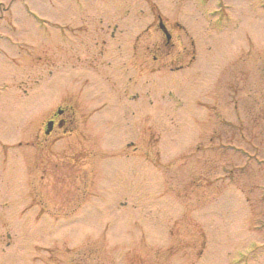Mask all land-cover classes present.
<instances>
[{
	"label": "rangeland",
	"instance_id": "1",
	"mask_svg": "<svg viewBox=\"0 0 264 264\" xmlns=\"http://www.w3.org/2000/svg\"><path fill=\"white\" fill-rule=\"evenodd\" d=\"M1 12L0 264H264V0Z\"/></svg>",
	"mask_w": 264,
	"mask_h": 264
},
{
	"label": "flooded vegetation",
	"instance_id": "2",
	"mask_svg": "<svg viewBox=\"0 0 264 264\" xmlns=\"http://www.w3.org/2000/svg\"><path fill=\"white\" fill-rule=\"evenodd\" d=\"M171 46L170 39L165 41L159 48V50H162L163 47ZM142 56L140 55V64L143 66L145 65V59L147 56V46L141 50ZM153 59H156V56H153ZM26 89H23L25 91ZM62 109V108H61ZM64 110L62 109L61 113H58L56 111H52L51 109L42 116L41 119H39V128L40 132L35 131L34 135L32 136V139L28 141V145L32 148V155L33 159L35 157V151H37V148H43L46 147V145L49 143L48 140H46L48 135H51L54 132L59 131L61 128H66V118L63 117ZM67 132V130L65 131ZM31 155V156H32Z\"/></svg>",
	"mask_w": 264,
	"mask_h": 264
}]
</instances>
